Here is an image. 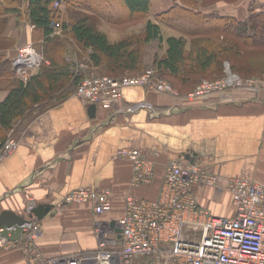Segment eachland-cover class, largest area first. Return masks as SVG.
I'll return each mask as SVG.
<instances>
[{
  "label": "crops",
  "instance_id": "0c3cea01",
  "mask_svg": "<svg viewBox=\"0 0 264 264\" xmlns=\"http://www.w3.org/2000/svg\"><path fill=\"white\" fill-rule=\"evenodd\" d=\"M175 2L179 0H149L146 16L123 22H111L94 14L96 26L106 35L101 27L108 26L114 37L111 40L107 35L111 41L139 31L148 20L160 26L164 40L179 36V30L155 18ZM27 3L28 0H22L23 11ZM193 8L244 18L250 10L264 11V0H195ZM41 42V33L24 15L9 17L0 32V102L8 95V78L15 74L11 69L14 71L12 59L17 49ZM73 48L67 50L66 58L81 66L82 58ZM165 50L163 41L160 54ZM248 53L247 73L263 78L264 51L250 48ZM83 57L86 59L87 55L84 53ZM7 62H11V68L5 71ZM137 101L152 103L153 110L126 111L129 103ZM10 131L18 144L0 160V212L10 210L25 217L29 197L34 199L35 206L52 205L41 218L34 214L42 229L36 244L47 255L94 250L98 244L97 221L108 223V237L117 238L115 229L125 210L132 176V163L117 155L119 148H139L155 159L150 183L132 190L140 198L158 196L164 165L169 160L196 163L222 179L239 177L264 185V91L237 88L220 96L187 98L185 94L174 96L129 85L121 89L115 106H97L91 117L75 87L66 85L53 96L33 104ZM80 186L110 188L111 210L96 215L88 204L65 203V195ZM194 193L197 204L211 214L234 215L228 191L198 184ZM24 263L20 249L0 248V264Z\"/></svg>",
  "mask_w": 264,
  "mask_h": 264
},
{
  "label": "built area",
  "instance_id": "2783aa9c",
  "mask_svg": "<svg viewBox=\"0 0 264 264\" xmlns=\"http://www.w3.org/2000/svg\"><path fill=\"white\" fill-rule=\"evenodd\" d=\"M59 1H54V6ZM55 28L57 23H52ZM43 55L32 44L17 49L12 59L15 74L26 81L35 72ZM224 75L202 80L187 93V98L222 95L237 88L264 91V78L242 76L232 72L224 62ZM141 85L157 92L178 95L177 90L149 68L140 74L113 78L108 75H86L76 86V94L85 103H95L103 109L115 106L121 89ZM153 110L152 103L137 101L125 109ZM17 139L9 131L0 148V160L17 147ZM117 155L132 163L130 191L125 195L124 213L118 219L119 238H109L108 223L96 222L97 247L68 255H47L36 244L41 227L32 213L35 201L29 197L21 235L10 240L0 228V248L20 249L24 264H264V185L246 178L222 179L203 166L169 160L164 165L162 185L154 199L137 197L132 190L150 183L154 176L155 159L139 148H119ZM156 153H152L155 156ZM201 184L230 193L233 216L213 215L197 204L194 189ZM65 203H85L92 212L101 215L112 208L110 188L80 186L71 189ZM8 235L15 226L7 228Z\"/></svg>",
  "mask_w": 264,
  "mask_h": 264
},
{
  "label": "trees",
  "instance_id": "16d2710c",
  "mask_svg": "<svg viewBox=\"0 0 264 264\" xmlns=\"http://www.w3.org/2000/svg\"><path fill=\"white\" fill-rule=\"evenodd\" d=\"M54 1L28 0L23 11L22 0H0V32L11 15H24L41 33V44L34 46L44 58L26 81L16 74L8 78V95L0 102V148L16 121L33 104L53 96L66 85L76 90L86 76L87 70L66 58L70 46L79 50L81 58L84 53L87 55L86 66L100 68L113 78L140 74L150 65L157 76L185 95L202 79L223 76L224 62L232 72L252 76L246 70L248 51H264L263 10H250L244 18H237L195 10V0H179L155 18L179 30L181 35L164 40L160 26L148 20L139 31L111 41L97 28L94 14L111 22L141 19L148 14L149 0H106L103 4L100 0H58L57 6ZM115 1L123 12L106 10ZM163 41L166 50L161 55ZM7 63L5 71L11 68V62Z\"/></svg>",
  "mask_w": 264,
  "mask_h": 264
},
{
  "label": "water",
  "instance_id": "95a60500",
  "mask_svg": "<svg viewBox=\"0 0 264 264\" xmlns=\"http://www.w3.org/2000/svg\"><path fill=\"white\" fill-rule=\"evenodd\" d=\"M97 109V105L95 103H87V112L89 116H94ZM52 205H37L33 209V214L38 215L39 218L42 217L43 214H46L50 211ZM25 220L24 216H20L10 210H3L0 212V228H2L1 234L6 236L10 240L18 239L21 235V227L20 225ZM113 224V223H112ZM15 226V230L8 235V227ZM115 231L118 233L117 238L120 237V228L117 227Z\"/></svg>",
  "mask_w": 264,
  "mask_h": 264
},
{
  "label": "rangeland",
  "instance_id": "374dc122",
  "mask_svg": "<svg viewBox=\"0 0 264 264\" xmlns=\"http://www.w3.org/2000/svg\"><path fill=\"white\" fill-rule=\"evenodd\" d=\"M105 2H107L106 0H100L99 1V3H105ZM107 8H106V10L107 11H111L112 13H115V14H119V13H121V12H123V7L119 4V2H113L112 3V5L111 6H106ZM187 22V21H186ZM105 24L104 25H108V23H106V22H104ZM101 30H104V31H106L107 32V35L109 36V38L111 39V40H113V35L110 33V31H109V29H108V26H103V27H101ZM74 50H77V52L79 51L76 47H74L73 48ZM83 54V53H82ZM85 58L84 57H82V61H81V66L85 69V70H87L88 71V73L86 74V75H91V74H93V75H107V74H105V72L102 70V69H98V70H94V69H91V68H88L87 66H86V64H85ZM149 68H152L150 65H148L146 68H145V70L146 69H149ZM144 70V71H145ZM104 72V73H103ZM129 75H131V74H129ZM129 75H125V76H129ZM133 75V74H132ZM136 75V74H135ZM205 79V78H204ZM204 79H202V80H204ZM201 80V81H202ZM176 89V88H175Z\"/></svg>",
  "mask_w": 264,
  "mask_h": 264
}]
</instances>
